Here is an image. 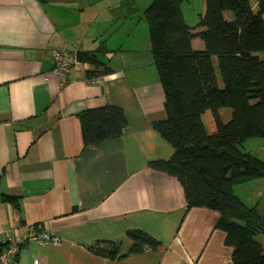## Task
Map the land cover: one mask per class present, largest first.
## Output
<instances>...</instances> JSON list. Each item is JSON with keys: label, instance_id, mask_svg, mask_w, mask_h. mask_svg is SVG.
<instances>
[{"label": "crops", "instance_id": "crops-1", "mask_svg": "<svg viewBox=\"0 0 264 264\" xmlns=\"http://www.w3.org/2000/svg\"><path fill=\"white\" fill-rule=\"evenodd\" d=\"M43 1L0 0V240L40 224L57 243L30 238L6 264H231L219 213L188 208L178 180L149 166L168 160L173 148L151 127L166 117L165 99L148 26L133 15L136 2L115 0L102 10L91 0H68L66 13ZM117 36L136 50L130 58L109 45ZM138 40L148 48L138 49ZM100 42L110 53L99 55ZM192 45L204 48L202 40ZM54 50L93 51L111 71L91 81L82 66L62 84L52 72ZM216 76L222 85L218 69ZM104 105L123 111V133L85 147L77 114ZM203 120L214 131L210 112ZM3 197L17 199L19 215ZM129 230L158 247L130 251ZM103 241L118 245L115 259L88 248Z\"/></svg>", "mask_w": 264, "mask_h": 264}, {"label": "trees", "instance_id": "trees-1", "mask_svg": "<svg viewBox=\"0 0 264 264\" xmlns=\"http://www.w3.org/2000/svg\"><path fill=\"white\" fill-rule=\"evenodd\" d=\"M183 2L152 0L144 11L166 112L151 127L173 148L168 160H154L149 166L178 180L188 208L207 207L219 213L216 227L224 231L225 243L233 248L231 264H264V210L242 200L235 188L264 180V161L243 150L248 138L260 137L264 144V57L258 54L264 52V0L254 5L249 0H205L198 26L203 29L198 32L186 24ZM226 11L231 12V20L225 18ZM195 38L203 41V49L192 46ZM97 50L103 53L99 55L110 53L104 42ZM76 54L90 65L85 70L87 78L111 71L98 53ZM223 108L232 110L225 122L220 113ZM206 112L215 125L212 132L204 124ZM77 117L85 147L121 136L127 124L123 111L115 106L89 108ZM210 188L219 196L213 198ZM3 198L19 215L17 199ZM32 227V234L41 230L40 224ZM127 236L132 238L130 251L159 245L139 230H129ZM9 243L0 240V254ZM88 248L108 258H115L118 251L115 242L106 241Z\"/></svg>", "mask_w": 264, "mask_h": 264}, {"label": "rangeland", "instance_id": "rangeland-1", "mask_svg": "<svg viewBox=\"0 0 264 264\" xmlns=\"http://www.w3.org/2000/svg\"><path fill=\"white\" fill-rule=\"evenodd\" d=\"M83 1L87 3V0H83ZM91 1L92 3L98 4V6H101L103 10L105 7L111 6V4L114 3L115 0H91ZM132 1L133 3L136 2V5L138 6V9L135 10V13L133 15L136 18L140 19L139 22L146 24V26H148V22L146 18L144 17V11L149 5V3H151L152 0H132ZM249 1H251L252 5L256 3V0H249ZM43 2L47 8L50 9L52 7V2L50 0H44ZM55 2L59 9L64 10L66 13L69 11L67 7L68 5L67 6L65 5V2H68V0H55ZM109 9H111V7H108V10ZM204 9H205V0H184V2L181 4V10H182V14H183L186 24L190 27H195L193 29V32H198L199 29L200 30L203 29L202 27H198V26H199V17L202 15V13H204L203 12ZM126 10H128L127 7H126ZM199 14L201 15L199 16ZM224 15L226 19H229V20L232 19L231 12L226 11ZM113 28H115V25ZM111 31L112 30H110V32ZM141 34H142L141 31L138 30V35H137V31L134 32L133 35L134 36L137 35V37H140ZM113 40H114L113 44H109V45H114L113 47L115 51H117L118 48H122L127 52V55L129 58L132 56V52L136 53V50L132 46H130L127 41H125L124 44L121 45L122 42L118 36L115 37ZM199 40L200 38H195V42ZM108 47L110 48V46ZM136 47L141 50L148 48V40H145L143 42L141 40H138V42L136 43ZM258 54L260 55V57H264V52H259ZM111 55L108 56V58H112L114 56L113 53ZM220 113H221L222 121L225 122L231 117L232 110L230 108H223L220 110ZM243 150L258 156L264 161V144H263L262 138L252 137V138L246 139L245 143H243ZM258 182H261V183H258ZM259 184H262V181L257 180L256 182L250 183L249 187H244V188L235 187V188H236L237 193L239 194L241 193L240 195L242 196V200H244L245 202L247 201V203H251V204L257 203L258 209L260 211H263L264 210V184L262 185H259ZM262 238H263L262 236L258 237L259 240L263 241ZM8 242H10V240Z\"/></svg>", "mask_w": 264, "mask_h": 264}, {"label": "built area", "instance_id": "built-area-1", "mask_svg": "<svg viewBox=\"0 0 264 264\" xmlns=\"http://www.w3.org/2000/svg\"><path fill=\"white\" fill-rule=\"evenodd\" d=\"M52 59L54 62L52 72L60 77L62 84L66 82L67 73L70 70L75 71L77 68L82 66L83 68L88 69L86 67L88 63L80 62V60L77 58V54H69L62 50H54L52 52ZM80 63H83V65H80ZM96 78L97 77L91 78V81H96ZM29 229H31L30 232L23 233L22 235H18L14 239L10 240L8 247L0 254V264H6L9 261V258L14 256L19 250L20 245L25 243L30 238L37 242L46 240L51 245L57 243L52 237H50L48 232L40 230L38 233L32 234L31 231L33 230V227H30ZM34 264H37L36 259L34 260Z\"/></svg>", "mask_w": 264, "mask_h": 264}, {"label": "bare ground", "instance_id": "bare-ground-1", "mask_svg": "<svg viewBox=\"0 0 264 264\" xmlns=\"http://www.w3.org/2000/svg\"><path fill=\"white\" fill-rule=\"evenodd\" d=\"M232 251H233V248H232ZM232 255V254H231ZM116 258V257H115ZM115 258H110V259H115Z\"/></svg>", "mask_w": 264, "mask_h": 264}]
</instances>
